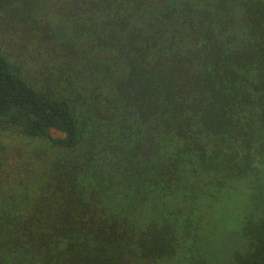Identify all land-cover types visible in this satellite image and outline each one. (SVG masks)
<instances>
[{"label":"trees","instance_id":"obj_1","mask_svg":"<svg viewBox=\"0 0 264 264\" xmlns=\"http://www.w3.org/2000/svg\"><path fill=\"white\" fill-rule=\"evenodd\" d=\"M66 1L0 0V264H219L223 214L264 264V0Z\"/></svg>","mask_w":264,"mask_h":264},{"label":"rangeland","instance_id":"obj_2","mask_svg":"<svg viewBox=\"0 0 264 264\" xmlns=\"http://www.w3.org/2000/svg\"><path fill=\"white\" fill-rule=\"evenodd\" d=\"M55 137H62L61 133L57 130L53 132ZM220 217V222L217 225L215 231L216 236H219L218 239H213V237L206 241V246L210 254L209 262H217L219 264H227L231 252L241 247L243 244L242 239L239 237L237 226L235 225L236 214L232 216H226V214ZM218 230V231H217ZM238 231V232H237ZM213 239V240H212ZM218 244V245H217ZM179 264H184L180 262Z\"/></svg>","mask_w":264,"mask_h":264},{"label":"flooded vegetation","instance_id":"obj_3","mask_svg":"<svg viewBox=\"0 0 264 264\" xmlns=\"http://www.w3.org/2000/svg\"><path fill=\"white\" fill-rule=\"evenodd\" d=\"M80 1L79 3V6L77 4L76 8H77V11L78 12H85L86 9L90 10L91 12H96L97 10H99L98 6L96 3H94V1L96 0H78ZM114 1L115 0H108V2L111 4V7L114 5ZM149 1V0H148ZM147 0H144L145 3H148ZM205 1H202L201 0V3H203ZM224 2V1H223ZM223 2H219L221 7H220V10H222V12H228L227 10V3H223ZM65 3H68V0L65 2ZM162 4L164 5V2L160 1V0H157V1H154V4ZM211 5V4H209ZM195 4L193 1L190 2V7H191V12H197L196 9L194 8ZM82 7V8H80ZM185 9H176V12H184ZM124 12H131L129 10H125Z\"/></svg>","mask_w":264,"mask_h":264}]
</instances>
